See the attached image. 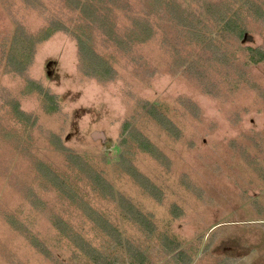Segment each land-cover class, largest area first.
<instances>
[{"label":"rangeland","instance_id":"obj_1","mask_svg":"<svg viewBox=\"0 0 264 264\" xmlns=\"http://www.w3.org/2000/svg\"><path fill=\"white\" fill-rule=\"evenodd\" d=\"M44 1L46 13L62 12L66 6L64 0ZM197 1L188 0L196 10L201 8ZM16 17L35 32L47 25L25 0H0V44L7 38L9 46ZM157 20V37L165 34L173 46L180 42L185 57L163 53L158 39L133 43V55L99 39L98 52L116 69L114 78L100 79L83 74L76 40L56 31L37 44L26 76L0 68V264H96L55 227V216L102 246L113 264H264V63L251 61L247 49H264V17L248 16L244 37L232 33L223 41L219 27L203 20L208 26L198 29L205 37L195 53L198 68L195 74L189 71L191 75L189 61L184 60L199 38L189 44L193 32L188 27L182 30L164 18ZM213 38L224 48L213 51L209 47ZM197 70L202 71V80ZM28 76L59 94L58 111L44 109L42 95L27 88ZM15 101L30 119L16 114ZM152 106L169 117L173 131L153 117ZM137 130L160 148L163 161L128 137ZM54 134L69 151L60 148ZM124 136L127 143L122 142ZM68 153H79L100 170L116 192L126 194L149 215L154 230L136 228L117 200L92 190ZM123 153L163 191L162 199L124 170ZM38 160L75 182L84 200L117 225L124 237L136 240L144 262L137 253L136 263L110 236L102 240L96 215L63 199L53 182L43 183ZM28 188L44 199L45 209L27 199ZM7 213L49 246L54 257L45 256L22 232L24 228L17 230Z\"/></svg>","mask_w":264,"mask_h":264},{"label":"trees","instance_id":"obj_2","mask_svg":"<svg viewBox=\"0 0 264 264\" xmlns=\"http://www.w3.org/2000/svg\"><path fill=\"white\" fill-rule=\"evenodd\" d=\"M30 6V9L37 11L39 16L46 21L47 25L41 30L35 32L26 23L20 19L15 18V30L11 37L10 44L8 46L7 38L0 44L2 53L0 57V68L3 67L5 72H14L22 76H26L29 68L32 66L34 57L36 54L37 44L50 38L54 32L62 31L71 35L78 45L79 49V64L81 71L85 75H93L100 79L114 78L116 75V69L113 64L108 60L101 52H98L97 40L101 39L103 43L108 44L112 48L122 49L130 55H133V43L141 44L147 42L148 39H158L161 41L160 47L164 51L163 53H172L174 55H180L183 53V48H179L180 42L174 44V46L167 40V36L164 34L162 37H157L158 34V18H164L169 21L173 27L193 32V38H199V42L194 47L195 50L188 51L189 55L184 62L189 61L188 73H194L199 65V56H195L197 53V47L200 42H204V35L198 32V29L202 28L205 20H211L210 24H216L219 27L218 36L221 37L220 41H223L227 35L235 34L237 37H244L246 29L245 21L248 16L250 17H264V0H198L201 8L198 10L191 7V2L188 0H64L65 7L63 11L45 12L48 5L44 0H25ZM191 1V0H189ZM243 2L242 6L235 8V3ZM235 8V10L233 9ZM65 10H71L73 13H77L76 17L71 12ZM199 11V12H198ZM207 13V16H203ZM204 20V21H203ZM206 22V21H205ZM209 24V25H210ZM204 26H208L204 25ZM185 27V28H182ZM209 30V29H207ZM205 30V33H207ZM132 36L134 38H132ZM178 34L174 35V39ZM189 39L188 43L195 41L196 39ZM129 44L125 47L123 44ZM213 51H219L224 48L222 44L216 42V38L211 40L210 46ZM214 47V48H213ZM172 49L174 52H172ZM249 52V59L253 62L264 63V49L261 47L247 48ZM169 53V54H170ZM226 54V53H225ZM223 54L222 56H224ZM221 56V57H222ZM137 58L142 59V54L137 50ZM2 60V61H1ZM186 71V70H185ZM199 73L197 78L202 80V71L197 70ZM189 73V75H191ZM209 82H205V86H208ZM27 88L30 91L38 92L42 95V105L47 111H58L61 108L59 94L54 93L49 88L45 87L39 79L31 76L27 77ZM216 87L211 85V89ZM16 114L23 119H30L29 113L20 107V104L15 101L13 103ZM151 113L153 117L164 125L168 130L173 131L174 124L169 117L157 110L156 106H152ZM155 110L154 114L153 111ZM129 122L125 123L124 129H128ZM176 132V130L174 131ZM55 138L61 144L60 148L68 150V146L64 144L61 138L54 134ZM130 137L134 142L138 143L144 150L150 152L157 160L163 161L166 157L158 146L153 144L146 135L142 134L139 130L137 133L129 132ZM178 137V136H177ZM126 136L123 137L122 142L127 143ZM124 143V144H125ZM123 147L127 150L128 145ZM68 160H72V163L77 166V170L81 176L86 180V184L91 187L92 190L97 192L101 197L107 199L117 200L123 215L127 220L133 222L135 227L137 225L141 227L143 231H153L154 221L146 214L142 209L136 206L135 202L131 200L126 194L122 192H116L114 185L110 180L97 168L92 166L89 162L85 161L82 155L68 153ZM120 164L124 166V170L130 173L134 178L139 180L142 186L146 190L158 199H162L163 191L151 182L150 178L140 172L136 165L125 155L121 156ZM37 167L40 171L41 180L51 181L55 185L56 191L63 199L72 201L75 205L84 210L85 214L96 215V226L100 228L102 240L111 239L115 240L116 247L122 251L128 252L137 263V253H141L140 261L144 262V253L137 248V241L130 238V236H123V231L115 225L104 214L99 212L93 207L90 202L84 200L81 192L75 185V182L71 181L67 176L57 173L43 160L37 161ZM44 183V182H43ZM27 199L36 207L41 209L46 208L44 199L33 189L28 188L26 190ZM8 220L17 230H22L24 226L21 223H15L12 215L7 213ZM14 219V220H13ZM55 227L73 242L84 254H86L96 264H113L109 261V254L104 256L102 252V246L94 244L92 240L85 237L83 233L75 228L70 222H62L59 216L53 218ZM23 233L27 234L31 238V241L37 246L45 256L53 258V252L44 244L37 236L32 235L27 228H24ZM108 236V237H107ZM110 236V237H109ZM125 238V240H124ZM135 239V238H134ZM125 241V246L122 245ZM135 243V244H133ZM174 248H178L175 240H171ZM170 243V244H171ZM121 247V248H120Z\"/></svg>","mask_w":264,"mask_h":264},{"label":"water","instance_id":"obj_3","mask_svg":"<svg viewBox=\"0 0 264 264\" xmlns=\"http://www.w3.org/2000/svg\"><path fill=\"white\" fill-rule=\"evenodd\" d=\"M98 133H96V135H97Z\"/></svg>","mask_w":264,"mask_h":264}]
</instances>
